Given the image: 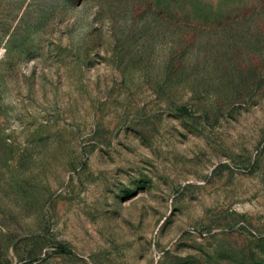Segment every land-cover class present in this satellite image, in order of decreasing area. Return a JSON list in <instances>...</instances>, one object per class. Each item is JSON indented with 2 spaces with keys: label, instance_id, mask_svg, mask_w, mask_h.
Instances as JSON below:
<instances>
[{
  "label": "rangeland",
  "instance_id": "1",
  "mask_svg": "<svg viewBox=\"0 0 264 264\" xmlns=\"http://www.w3.org/2000/svg\"><path fill=\"white\" fill-rule=\"evenodd\" d=\"M0 264H264V0H0Z\"/></svg>",
  "mask_w": 264,
  "mask_h": 264
}]
</instances>
